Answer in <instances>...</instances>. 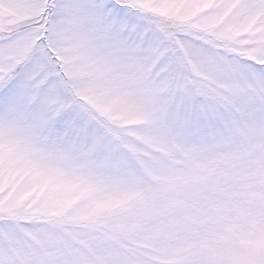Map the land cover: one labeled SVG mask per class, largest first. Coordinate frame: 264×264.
I'll use <instances>...</instances> for the list:
<instances>
[{"label":"snow or ice","instance_id":"snow-or-ice-1","mask_svg":"<svg viewBox=\"0 0 264 264\" xmlns=\"http://www.w3.org/2000/svg\"><path fill=\"white\" fill-rule=\"evenodd\" d=\"M0 264H264V0H0Z\"/></svg>","mask_w":264,"mask_h":264}]
</instances>
